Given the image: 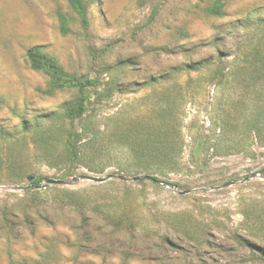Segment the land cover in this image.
<instances>
[{
	"label": "rangeland",
	"instance_id": "1",
	"mask_svg": "<svg viewBox=\"0 0 264 264\" xmlns=\"http://www.w3.org/2000/svg\"><path fill=\"white\" fill-rule=\"evenodd\" d=\"M82 2L0 0V264H264V0Z\"/></svg>",
	"mask_w": 264,
	"mask_h": 264
},
{
	"label": "trees",
	"instance_id": "2",
	"mask_svg": "<svg viewBox=\"0 0 264 264\" xmlns=\"http://www.w3.org/2000/svg\"><path fill=\"white\" fill-rule=\"evenodd\" d=\"M73 8L77 11L82 22L86 25V8L82 0H68ZM217 9V7H216ZM215 11V10H214ZM216 10L214 13H216ZM25 57L29 68L36 72H41L50 80V86L53 89H63L64 87H74L77 89L78 98L73 107L68 108L65 112V117L70 121L81 118L86 113L87 96L86 90L94 85V81L89 79L80 80L73 76H68L63 72L57 61L43 52L40 47H31L27 49ZM264 173V169L261 170ZM30 177V176H29ZM28 177V178H29ZM27 178V180H28ZM41 183V178L36 177L32 185L37 187ZM253 247V246H252Z\"/></svg>",
	"mask_w": 264,
	"mask_h": 264
},
{
	"label": "water",
	"instance_id": "3",
	"mask_svg": "<svg viewBox=\"0 0 264 264\" xmlns=\"http://www.w3.org/2000/svg\"><path fill=\"white\" fill-rule=\"evenodd\" d=\"M35 178H36L35 176H30L28 178L29 185L26 186V187H18L17 189H19V190L29 189L31 187L32 182H33V180ZM111 178H115V176H107L106 178H101V179H99V178H86V179H89V180L94 181V182H103V181H105L107 179H111ZM80 179H85V178L84 177H77V178H73L70 181H51V180H46V183L47 184L68 185V184L74 183V182H76V181H78ZM118 179L119 180H127V178H124V177H118ZM152 181L157 182V183H159L161 185H164L166 187H170V188L172 187L171 185H169V184H167L165 182H160V181H157V180H154V179H152ZM232 184L233 183H230V184H227V185H232Z\"/></svg>",
	"mask_w": 264,
	"mask_h": 264
}]
</instances>
